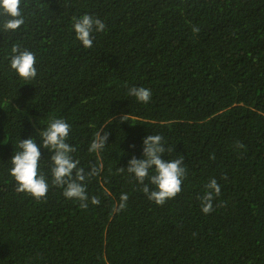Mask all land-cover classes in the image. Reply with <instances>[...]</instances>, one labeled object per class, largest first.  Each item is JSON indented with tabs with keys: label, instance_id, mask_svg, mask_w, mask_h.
<instances>
[{
	"label": "trees",
	"instance_id": "1",
	"mask_svg": "<svg viewBox=\"0 0 264 264\" xmlns=\"http://www.w3.org/2000/svg\"><path fill=\"white\" fill-rule=\"evenodd\" d=\"M21 10L19 30L0 29V264H264V0H22ZM85 14L106 25L90 49L74 31ZM13 46L34 53L32 81L11 69ZM132 87L150 89V102ZM55 119L71 126L87 209L53 183L43 147L46 197L16 191L20 139L42 144ZM101 129L107 144L90 152ZM154 134L162 158L186 168L163 206L126 170ZM211 179L221 192L205 214Z\"/></svg>",
	"mask_w": 264,
	"mask_h": 264
},
{
	"label": "clouds",
	"instance_id": "2",
	"mask_svg": "<svg viewBox=\"0 0 264 264\" xmlns=\"http://www.w3.org/2000/svg\"><path fill=\"white\" fill-rule=\"evenodd\" d=\"M22 0H0V29L3 32L15 33L24 25L25 20L21 10ZM106 25L99 18L85 14L80 18L74 17V31L76 39L86 48L93 47V33L103 32ZM199 31V29H194ZM13 55L10 58V67L24 81H32L37 76L36 58L33 52L21 50L19 46H13ZM129 96L136 98L138 102L145 104L151 100V90L144 87H132ZM125 118V117H124ZM123 118V120H124ZM71 126L63 119L53 120L47 128H44L39 135L42 144L33 138L21 140L18 147L21 151L15 152L11 159V176L15 179L18 193H27L37 200L46 197L48 192V182L43 174L39 172L41 161V147L49 150L52 162L53 183L64 188L63 195L69 199L80 201V207L87 209L88 195L84 185L85 170L78 167L79 161L72 158L71 153L75 148L67 142ZM103 133V134H102ZM109 134L104 129L95 133L89 151L97 153L107 144ZM163 137L154 134L147 136L144 140L143 159L138 160L135 156L129 161L127 172L134 175L136 181L143 185V191L150 201L159 206H163L168 200L174 199L182 190L183 179L186 176V168L183 167V159L166 161L162 158L166 151L163 144ZM237 147H244L237 144ZM154 169V174L150 175V170ZM121 172L125 169L120 168ZM95 168L89 171L88 175L95 174ZM148 180L155 190H150L145 181ZM207 191L200 198L202 212L209 214L213 210V199L219 196L221 189L215 179H211L206 186ZM119 208L122 210L126 206L128 196L122 194ZM91 203H100L97 197H92Z\"/></svg>",
	"mask_w": 264,
	"mask_h": 264
}]
</instances>
